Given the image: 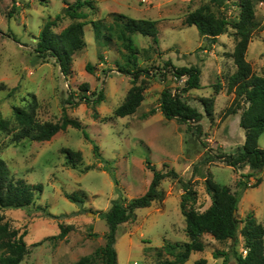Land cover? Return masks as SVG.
Returning <instances> with one entry per match:
<instances>
[{
  "label": "rangeland",
  "instance_id": "1",
  "mask_svg": "<svg viewBox=\"0 0 264 264\" xmlns=\"http://www.w3.org/2000/svg\"><path fill=\"white\" fill-rule=\"evenodd\" d=\"M75 1L0 0V157L13 180L42 184L28 207L0 210L10 228L25 232L27 253L20 264H72L93 253L105 242L107 223L102 213L112 200L142 195L153 176L150 166L163 172L173 168L177 177L190 181L199 211L211 202L204 179L227 186L240 197L236 217L243 220L251 212L264 227V168L251 171L247 165L233 167L226 162L245 138L239 121L246 104L241 101L235 112L227 111L234 97L227 91V79L235 71L230 56L236 41L234 29L228 24L211 41L185 22L189 12L206 3L231 22L239 14L238 0H225L219 7L210 0H86L78 10L85 17L72 18L68 5ZM116 13L155 20L158 30L156 42L132 34L137 66L143 70L135 84L142 88L143 99L135 112L122 117L115 116L114 109L124 101L132 79L116 65L123 64L122 54L127 50L114 36L105 43L94 29L99 23L103 34ZM254 13L258 27L248 43L246 59L255 74L264 76V0L255 4ZM50 21L55 22L50 31L56 35L72 22H85V45L72 55L66 74L50 53L43 58L36 52L38 36ZM167 61L175 67L197 66L200 87L185 90L186 76L175 77ZM87 63L93 66L92 72L85 69ZM82 84L87 85L85 92ZM164 89L178 93L202 114L200 139L192 122L162 114L159 98ZM99 92L103 98L94 104ZM83 94L88 99H81ZM202 98L213 100L210 116L204 113ZM33 101L37 121L58 122L65 110L81 123L89 138L81 129L67 126L46 141L15 142L14 107L29 109ZM93 144L105 162L95 156ZM258 145L264 148V131ZM64 148L79 152L81 160L68 163ZM177 177H164L158 186L159 198L137 208L130 220L118 225L117 264H159L157 251L161 259L173 258L165 243L190 240L180 210L183 190ZM65 194H75L77 200ZM61 225L68 227L65 237L52 238L60 233ZM242 225L239 222L238 230ZM200 239L203 250L192 251L183 264L199 260L237 264L235 254H246L239 232L235 241H219L210 234Z\"/></svg>",
  "mask_w": 264,
  "mask_h": 264
},
{
  "label": "trees",
  "instance_id": "2",
  "mask_svg": "<svg viewBox=\"0 0 264 264\" xmlns=\"http://www.w3.org/2000/svg\"><path fill=\"white\" fill-rule=\"evenodd\" d=\"M225 0H210L213 5L219 7ZM263 0H238V17L229 22L225 17L217 15L211 10L210 3L201 4L186 16L185 22L188 25H194L198 33L211 41H215L217 36L225 32L228 24L234 29L236 41L230 54L235 71L227 79V91L233 92V107L227 111L235 112L242 104H246L240 116L239 126L244 130V142L235 155L226 157L227 164L236 167L237 165H247L251 171H258L264 168V148L259 147L258 139L264 131V76L255 74L250 63L246 59L248 43L251 40L253 30L258 27L255 20V4ZM86 0H76L68 5V13L72 18L85 17V13L78 11ZM113 22L104 28L101 33L99 23L94 24L95 36L101 37L105 43H110L114 36L121 41L122 48L126 49L122 54L123 64L116 65L117 70L128 74L132 79V86L129 89L124 101L114 109L115 116H126L135 112L143 99L142 88L136 85V80L143 70L137 66V47L135 46L132 34L139 33L151 37L157 41L156 21L151 19H136L127 17L123 14H113ZM54 21L47 22L41 30L36 52L41 57L50 53L56 58L63 74L68 72L72 55L83 48L85 41L83 39L84 21H76L67 25L59 34H53L50 26ZM133 68H129V66ZM172 68L175 77L186 76V89L200 87V69L197 66L175 67L170 62H166ZM88 72L93 71L90 63L85 65ZM81 90H88L86 84L81 85ZM103 95L98 93L97 98L93 100L94 104L101 101ZM81 99H88V96H81ZM159 106L162 114L166 118H176L180 121L193 123L196 136L200 139L202 135L201 120L202 114L193 106L181 100L176 92L164 89L159 98ZM201 104L204 113L207 116L212 114V98H202ZM36 102H31L29 109L15 106L14 118L18 125L17 133L13 134V140L20 142L22 140H49L60 130L67 126H72L82 130L85 137L87 132L81 126V123L74 118H70L65 110L60 121L39 122L35 118ZM190 121V122H189ZM89 138V137H88ZM93 151L96 157L102 162L98 151V146L93 144ZM67 162L74 164L81 160L79 152L70 148L62 149ZM105 160V161H104ZM151 167L153 173L151 182L147 190L140 196L128 199L126 197L112 200L109 209L102 213L107 223V231L104 234L105 242L97 247L93 253L83 255L72 264H117V253L115 249L116 231L119 224L127 222L133 216L137 208L147 207L151 202L159 198L158 186L160 181L166 176H176L178 173L169 168L166 172L156 170ZM87 167L86 169H90ZM103 169L107 170L104 166ZM183 190L180 197V210L185 220V232L189 237L188 242L165 243L166 252L173 257L172 259H161V251L156 255L159 264H183L188 260L192 251H202L204 243L200 239L203 234H210L214 239L222 241L237 239L238 232L242 235L246 254H235L237 264H264V227L256 221L254 215L249 212L243 220H239L234 212L238 209L239 195L230 191L227 186H221L210 178L204 179V185L209 193L211 202L203 211L195 209L196 190L192 187L190 181H183L177 177ZM116 183V182H115ZM42 190V184H29L22 179L13 180L6 167L5 161L0 157V210L2 208H26L34 200L35 194ZM65 197L73 201L77 200L75 194H65ZM239 222H243L238 230ZM68 227L61 225L60 233L52 238H63L67 233ZM25 232H19L18 229L10 228L7 221L3 220L0 214V264H20L24 255L27 253V245L24 240ZM179 248V250H175ZM218 251L214 252L216 257ZM204 260L196 261V264H204Z\"/></svg>",
  "mask_w": 264,
  "mask_h": 264
},
{
  "label": "water",
  "instance_id": "3",
  "mask_svg": "<svg viewBox=\"0 0 264 264\" xmlns=\"http://www.w3.org/2000/svg\"><path fill=\"white\" fill-rule=\"evenodd\" d=\"M235 213V212H234ZM92 215H95V214H92Z\"/></svg>",
  "mask_w": 264,
  "mask_h": 264
}]
</instances>
